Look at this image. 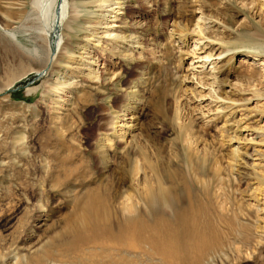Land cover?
<instances>
[{"label": "rangeland", "instance_id": "rangeland-1", "mask_svg": "<svg viewBox=\"0 0 264 264\" xmlns=\"http://www.w3.org/2000/svg\"><path fill=\"white\" fill-rule=\"evenodd\" d=\"M102 1L75 0L79 17L73 23L67 16L56 39H50L43 28L53 8L50 0L44 11L33 0H0V264H34L37 250L56 253L57 240L68 239L66 231L71 235L75 226L70 221L81 212L75 200L81 201L88 190L135 186L142 176L140 171L132 177L135 165L145 164L140 145L154 151L161 165L171 160L185 177L186 167L193 165L210 185L218 167L226 218L249 224L250 236L231 235L201 264H264V234L254 228L264 225V69L259 61L264 51L263 42L253 38V33L264 34V14L256 12L252 0ZM200 16L207 18L200 23L214 41H207L198 57L206 50H232L215 56L214 64L205 62L207 81L214 83L215 76L224 81L223 97L237 101L233 112L227 108L219 120L212 111L214 99L197 103L181 96L183 88L191 90L197 82L183 77L191 76L187 69L196 46L187 35ZM28 18L36 20L35 27L27 26ZM65 21L72 26L65 27ZM249 21L253 29L241 26ZM186 22L188 34L181 35L176 27ZM189 103L192 109L199 104L205 112L211 110L205 120L212 117L204 129L201 116L195 117L192 147L178 122L181 115L185 119ZM114 117L119 120L116 131L109 124ZM126 123L135 127L122 139L118 133ZM222 126L229 128L228 135L237 132V142H222ZM231 148H238L239 155L233 157ZM63 157H69L81 177L55 186ZM180 193L186 202V191ZM138 264L162 263L142 257Z\"/></svg>", "mask_w": 264, "mask_h": 264}, {"label": "bare ground", "instance_id": "bare-ground-1", "mask_svg": "<svg viewBox=\"0 0 264 264\" xmlns=\"http://www.w3.org/2000/svg\"><path fill=\"white\" fill-rule=\"evenodd\" d=\"M74 1L50 0L49 6L53 7L50 19L43 23V28L47 29L46 36L48 35L50 39H56L57 29L67 16V19H70L73 23L79 17L78 7ZM104 1L106 2L107 0H103L102 3ZM145 2L148 3L150 0H145ZM33 3L42 7L44 11V7L45 5L47 7L46 3L48 2L47 0H33ZM252 3V7L258 14H264V0H252ZM202 16L197 21L193 32L187 35L188 39L193 40L196 48L193 51V58L189 65L190 68L187 69L192 70V77L190 75L183 77L184 82L193 81V78H195L197 81L196 86L200 87L198 88L199 90L195 89L196 86L190 90V88L187 89V86L186 89L183 88V94H180L185 100L190 99L189 102L201 101L208 96L214 99L211 102H215L216 110L212 111L215 112L214 119L219 120V114L224 113L227 108H231L232 111L237 106V101L231 99L229 96L223 97L221 91L223 83L221 82L224 81H217V77L215 76L214 83H218L216 88H214V83L207 81L209 76L205 72V62L210 61V64H214L213 59L215 56L218 59L224 53H229L232 50L225 48L217 54L206 50L198 57V50H203V46L207 45V41L210 43L214 41L211 34L207 31L208 27L200 23V20L207 19ZM8 17L10 19L14 18L13 15ZM115 17H117V13L113 16V18ZM28 20L31 23L30 25L28 23L27 26L29 28L35 27L36 20L28 18L26 23ZM18 21L20 22V20ZM65 22V27L69 28V25L72 26V23ZM241 26L247 28L249 26V29H253L254 24L249 21L241 24ZM189 27L190 23L186 22L179 23L176 28L183 35L184 32L188 34ZM108 31L110 30L105 32ZM12 36L16 38L14 34ZM254 37L258 39V42L262 41L261 45L264 47V34L256 32L253 33ZM200 45L202 46L201 48L197 47ZM263 47H260L262 52L264 51ZM34 51L37 52L38 50ZM194 59L199 60L193 62ZM259 61L261 63L260 66H263L264 69V59H260ZM196 68L200 70L198 74L196 73ZM249 77L252 79L255 78V75L251 74ZM260 77L264 81V73ZM207 86L209 89H206L208 92L205 93L204 89ZM179 102L178 104H180ZM184 107L185 112L187 110V114L184 115V120L180 119L182 115H178L179 127L181 126V129L178 128V130L184 131L183 133L185 134L182 135L185 136L186 144L191 146L194 144V137H191L192 133H190V130H194L193 124L197 123V119H199L195 117L200 115L203 119L201 122L202 128H207L211 124L212 117L209 120L207 119L208 121L205 119L209 118L210 114L208 115L207 113L211 110L205 112L199 104L194 105L192 109L191 103L188 104V108ZM232 112L227 117L232 116ZM118 121V117L111 119L109 124H111L113 131H116L119 124ZM123 125L127 128L120 130L118 133L122 139L125 138L127 130L135 127L132 124L128 125V123ZM260 128L264 130L263 127ZM219 129L221 132L220 139L223 143H231L233 140L237 142L236 131V135L232 136L228 135V127L222 126ZM103 146L105 147L106 144ZM139 148L143 151L141 153L144 154L143 162L145 164L144 167H141L138 165L140 162H136L138 164H136L137 166L135 165V170L132 172L133 178H137L139 172H142L140 181L137 179V185L128 186L127 190H124L118 184L108 187L113 185L109 184L108 186L106 185L107 187L101 186L90 189L86 193L83 191L85 194L83 198L81 197L82 200L80 201V198L79 200L76 199L77 201L75 200L76 206L80 202L79 208L81 207V212H76L77 215L72 218L74 221H70V223L75 225L70 230L72 234L70 235L69 230H67L68 239L63 235L62 238L64 237L67 240L62 241L60 240L61 237L57 240L56 253L54 249L40 252L38 250L35 251L36 256L31 257L32 259L34 258V261L32 260L34 264H138L142 261V257L147 258L148 261L158 260L162 264H201L204 255H207L215 248L218 249L217 251H220L221 247L224 246L225 239L230 238L231 235H239L242 239L250 236L249 224L231 222L225 216L229 210L227 202L223 199V188L218 186L224 180L218 167L216 168L218 175L216 176L214 185H210V182L207 183L203 176L195 172L193 165L191 168L186 167L187 174L185 177L184 173H178L174 169L175 165L171 160L161 165L159 156L156 157L157 155L155 156L154 151L148 152L149 147L147 149L140 145ZM230 154L233 157L238 156V148H231ZM68 159H60L61 165L58 164V173L61 177L54 179V181H57L55 186H67L71 179L77 180L81 177L78 167L71 164ZM136 161H138V158ZM141 165L143 166V164ZM228 173L230 174V170ZM227 181L231 184L230 176ZM192 185H197L198 188L193 191L191 189ZM90 187L93 188V186L87 188ZM181 189H184L188 195V199L184 203L181 201ZM263 210L261 209V212ZM76 213H70L67 215V218ZM260 227L258 224L254 225L257 232L259 229H262L263 232L261 234H264V225ZM32 255H35V253Z\"/></svg>", "mask_w": 264, "mask_h": 264}]
</instances>
